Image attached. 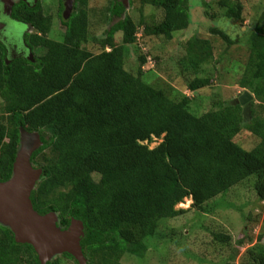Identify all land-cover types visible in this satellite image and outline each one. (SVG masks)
I'll use <instances>...</instances> for the list:
<instances>
[{"label": "trees", "instance_id": "16d2710c", "mask_svg": "<svg viewBox=\"0 0 264 264\" xmlns=\"http://www.w3.org/2000/svg\"><path fill=\"white\" fill-rule=\"evenodd\" d=\"M190 1L140 0L163 13L159 22L141 14L144 36L170 40L187 29ZM78 3L63 23L61 42L47 37L51 18L39 7L13 10V18L35 33L26 42L31 59L7 61L0 44V183L11 177L21 130L36 133L42 145L30 162L42 174L30 195L33 209L39 215L55 213L64 229L72 219L82 223L86 264H122L126 254L142 257L159 223L186 212L176 209L185 199L191 200L190 208L206 213L207 203L253 178L254 193L264 202V120L257 116L264 107V14L247 40L239 81L252 100L197 116L190 112L189 98L172 101L143 81L146 58L138 57L135 75L125 69L138 25L122 3L112 1L106 10L117 20L104 39L92 41L98 53L86 48L87 2ZM218 5L230 18L239 17V5L230 0ZM218 35L231 43L224 33ZM184 51L193 74L212 60L209 40L199 36L187 40ZM210 82L195 76L186 87L195 94ZM242 129L259 140L249 151L234 141ZM154 139L161 142L150 149ZM212 236L218 244L230 242L224 234ZM62 257L78 264L66 253ZM246 257L247 264H264V245L248 248ZM0 264L40 262L30 245L17 244L0 226Z\"/></svg>", "mask_w": 264, "mask_h": 264}, {"label": "rangeland", "instance_id": "374dc122", "mask_svg": "<svg viewBox=\"0 0 264 264\" xmlns=\"http://www.w3.org/2000/svg\"><path fill=\"white\" fill-rule=\"evenodd\" d=\"M12 2V0H9ZM112 1L87 0L89 14L86 48L92 53L100 50L92 41L105 38V33L117 19L108 18L106 12ZM220 0H191L189 5V26L182 32L173 34L170 40L163 37L144 36L139 25L141 14L145 19H162V11L149 5H142L140 0H122L125 14L138 25L136 42L128 46L125 69L136 74L138 57L146 58L142 66L143 81L159 90L175 102L187 97L189 108L197 116L221 108L226 104L238 103L244 90L239 87L245 63L248 58L247 40L254 25L264 14V0H230L241 7L238 18H230L226 10L220 8ZM15 2V1H13ZM41 2V1H40ZM42 3L45 5L46 3ZM50 13L48 5L44 6ZM54 15V12L51 13ZM54 25L48 38L61 42L62 28L54 17ZM215 33H209L210 31ZM218 32L224 33L231 43L224 41ZM193 36L209 40L212 47V60L202 66V71L193 74L185 60V42ZM117 45L121 35L114 36ZM195 76L209 77L210 86L191 93L186 83ZM1 107V101H0ZM257 116L264 120V107L257 110ZM244 150L253 149L259 140L251 133L241 130L234 139ZM161 140L154 139L148 144L155 148ZM253 181H244L230 189L224 196L210 201L206 213L191 206V200L185 199L176 209L186 212L174 219L162 220L156 234L146 241V251L142 257L124 255L122 264H247L246 250L258 243L264 245V202H260L253 190ZM221 233L230 237L229 244L221 245L213 240V234ZM239 240H244L239 245ZM59 264H73L62 255L53 257Z\"/></svg>", "mask_w": 264, "mask_h": 264}, {"label": "water", "instance_id": "95a60500", "mask_svg": "<svg viewBox=\"0 0 264 264\" xmlns=\"http://www.w3.org/2000/svg\"><path fill=\"white\" fill-rule=\"evenodd\" d=\"M252 100L248 92L238 99L241 106ZM36 133L21 130L20 146L12 166L8 181L0 183V226L7 228L17 244L30 245L40 264H46L53 257L64 253L70 255L78 264H86L80 240L83 225L71 220L64 229L59 226L55 213L39 215L34 211L30 195L42 170L34 168L30 162L32 154L41 146Z\"/></svg>", "mask_w": 264, "mask_h": 264}, {"label": "flooded vegetation", "instance_id": "af4514ba", "mask_svg": "<svg viewBox=\"0 0 264 264\" xmlns=\"http://www.w3.org/2000/svg\"><path fill=\"white\" fill-rule=\"evenodd\" d=\"M43 1H45L46 6L48 5L47 8L51 9L48 14H44L42 11V8H44V11H48L42 3ZM78 2L79 0H12V2L0 0V44L5 48L7 61L17 58H32L26 42L27 37L35 32L32 27L13 18L12 13L14 9H20L22 5L30 9L39 7L46 17L51 18V27L55 23L53 18L57 17L58 25L62 28L64 34L65 26L63 23L72 17L76 7H78ZM118 2L122 3V0H118ZM53 12L54 15L51 14Z\"/></svg>", "mask_w": 264, "mask_h": 264}]
</instances>
